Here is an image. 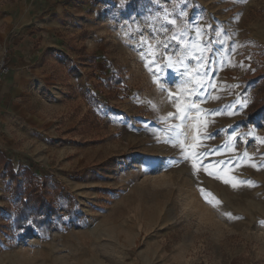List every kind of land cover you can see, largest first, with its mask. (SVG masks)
<instances>
[{
    "label": "rangeland",
    "instance_id": "374dc122",
    "mask_svg": "<svg viewBox=\"0 0 264 264\" xmlns=\"http://www.w3.org/2000/svg\"><path fill=\"white\" fill-rule=\"evenodd\" d=\"M52 1L60 101L27 131L22 168L65 224L23 237L16 182H0V264H264V124L244 128L264 0Z\"/></svg>",
    "mask_w": 264,
    "mask_h": 264
},
{
    "label": "crops",
    "instance_id": "0c3cea01",
    "mask_svg": "<svg viewBox=\"0 0 264 264\" xmlns=\"http://www.w3.org/2000/svg\"><path fill=\"white\" fill-rule=\"evenodd\" d=\"M46 10L42 0H0V61L5 57L10 67L0 83V159L10 161L16 171L22 168L27 131L33 135L36 126L51 124L60 101L53 100L54 81L46 73L47 51L53 47ZM4 173L0 166V175ZM6 197L0 192V200Z\"/></svg>",
    "mask_w": 264,
    "mask_h": 264
},
{
    "label": "trees",
    "instance_id": "16d2710c",
    "mask_svg": "<svg viewBox=\"0 0 264 264\" xmlns=\"http://www.w3.org/2000/svg\"><path fill=\"white\" fill-rule=\"evenodd\" d=\"M255 93L256 104L249 112V118L257 125L264 124V76L259 80ZM5 166L4 179L16 182L13 197L16 201L15 227L24 229L23 237L29 236L35 229L43 235L51 232V226L65 224L61 209L50 202L42 191L38 175L29 167L16 171L13 164L5 158L0 159ZM22 179L20 182L19 180Z\"/></svg>",
    "mask_w": 264,
    "mask_h": 264
},
{
    "label": "built area",
    "instance_id": "2783aa9c",
    "mask_svg": "<svg viewBox=\"0 0 264 264\" xmlns=\"http://www.w3.org/2000/svg\"><path fill=\"white\" fill-rule=\"evenodd\" d=\"M10 73V67L8 66L7 62H6V58H2V60L0 61V83L3 79L4 76H7ZM253 122H247L244 126V128L253 126ZM247 151L251 154H254L257 151V146L253 143H250L247 145Z\"/></svg>",
    "mask_w": 264,
    "mask_h": 264
},
{
    "label": "snow or ice",
    "instance_id": "6c2138e0",
    "mask_svg": "<svg viewBox=\"0 0 264 264\" xmlns=\"http://www.w3.org/2000/svg\"><path fill=\"white\" fill-rule=\"evenodd\" d=\"M240 2H242V3H246L247 0H240ZM173 23H175V21H173ZM169 67H171V64H169ZM160 86H161V89L163 90V84H161ZM169 115L171 116L172 114L169 113ZM245 155H246V154H245ZM193 167L195 168L196 165L193 164ZM205 170H206V169H205ZM209 175H212V173H209ZM224 183L227 184V183H230V181L227 180V179H225V180H224ZM240 183H246V184H248L249 186H255V185L253 184L252 181H242V182H240ZM231 186H232L233 188H236V187L238 186V184H237L236 182H231ZM202 191H203V190H202ZM209 195H211V194H209ZM206 199H207V197H206ZM213 200L215 201V204H216V205H219V204H220V201H219V200H215L214 197H212L211 199H209L208 202H209V203H212ZM228 215H231V214H228ZM261 223H264V221H262Z\"/></svg>",
    "mask_w": 264,
    "mask_h": 264
},
{
    "label": "bare ground",
    "instance_id": "6f19581e",
    "mask_svg": "<svg viewBox=\"0 0 264 264\" xmlns=\"http://www.w3.org/2000/svg\"><path fill=\"white\" fill-rule=\"evenodd\" d=\"M37 244V241L34 237H31L27 240V246H33V245H36Z\"/></svg>",
    "mask_w": 264,
    "mask_h": 264
}]
</instances>
